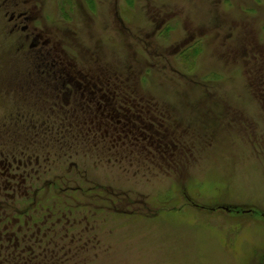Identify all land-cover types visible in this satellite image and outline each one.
<instances>
[{
  "label": "rangeland",
  "instance_id": "obj_1",
  "mask_svg": "<svg viewBox=\"0 0 264 264\" xmlns=\"http://www.w3.org/2000/svg\"><path fill=\"white\" fill-rule=\"evenodd\" d=\"M33 31L151 103L173 151L104 144L81 131L82 115L59 120ZM9 141L47 145L48 180L82 190L39 195L92 217L81 264H264V0H0V146Z\"/></svg>",
  "mask_w": 264,
  "mask_h": 264
},
{
  "label": "flooded vegetation",
  "instance_id": "obj_2",
  "mask_svg": "<svg viewBox=\"0 0 264 264\" xmlns=\"http://www.w3.org/2000/svg\"><path fill=\"white\" fill-rule=\"evenodd\" d=\"M22 19H25L23 21L27 20L24 14L11 17V20L16 21L17 28L20 23H24L19 21ZM23 30L26 29L23 28ZM33 35L34 43L30 44V50L41 57L42 62L44 59L46 61V64L35 69L44 79L42 83L44 92L51 95L48 97H51V101H53L51 105L53 114L59 113L62 116L59 120L80 119L79 116L82 115L83 119L91 122L86 125L92 126V119L96 118V112L101 111L107 114V117L115 116L119 122H122L121 125H124V120L129 121L132 127L125 130L127 138L124 139L130 147L157 154L162 151L164 154L173 151L169 144H165L167 139L160 136V132L153 128L161 122L154 120V115L158 112L151 110L149 107L151 103L146 104L142 97L137 98V96L128 93L122 94V91L121 93L118 90L115 91L111 79L92 75L91 71L72 63L63 48L57 50L56 47L50 46V41L40 34L37 36L36 31H33ZM49 101L50 99L46 97L43 103L48 104ZM113 105H116L115 110ZM63 110L65 112H62ZM56 116L58 119L59 116ZM22 123L24 126L30 124L28 121ZM64 129H60L59 135H64ZM66 129L70 130L71 128ZM44 131L46 130L41 128H27V134L34 132L36 135H42ZM81 131L88 132V135L94 133L92 128L86 127ZM134 134H136L135 138L129 137ZM36 148L38 150H35ZM43 149L46 151L47 145L44 147L43 144L34 146L16 142L12 144L11 141L0 146V264H15L16 256H13L15 251H22L24 254L31 253V250H34L33 241L36 238L41 242L44 238L46 243H42L44 246L41 247L50 252L52 244L48 243L47 238L51 234H53V238L67 240L68 243L71 241L70 243L73 245L77 243L78 246L88 250L86 251L87 255L92 250V227H90L92 217L83 216L80 218V215L72 217L69 213L43 204L39 197L41 192L50 188H54L62 195L82 191L67 185L74 181L70 178L62 177L63 181L61 182L66 185L61 189L56 186V182L48 180V175L51 174L53 167L49 166L46 156L43 157ZM34 185L37 186L36 189H34ZM83 226H86V229L79 230ZM69 245L61 242L56 247L61 246L63 249H68ZM55 254H58V251ZM66 260L62 256L58 262L65 264Z\"/></svg>",
  "mask_w": 264,
  "mask_h": 264
},
{
  "label": "trees",
  "instance_id": "obj_3",
  "mask_svg": "<svg viewBox=\"0 0 264 264\" xmlns=\"http://www.w3.org/2000/svg\"><path fill=\"white\" fill-rule=\"evenodd\" d=\"M113 109H116V105H113ZM116 112V111H113ZM95 117V116H94ZM94 121V122H93ZM87 123H89L86 120ZM122 122H119L118 119L115 116L107 117V114L101 111L96 112V118L92 119V126L88 125V128H93L96 131V136L98 139L101 141H104V144L107 142L109 144H120L121 141L124 142V144H128L126 142L125 137L127 138V134L125 133V130L127 128H131L132 126L129 124V121L124 120L123 124L121 125ZM119 124V125H117ZM124 131V132H123ZM108 132V134H107ZM129 133V132H127ZM129 137H136V134L131 135ZM123 144V145H124ZM134 144H137V142H134ZM55 227V226H54ZM48 243L52 244L50 246V252L45 251L43 247L46 241H44V238L39 240L38 238L34 239V250H31V253L29 254H24L22 251H18L13 254L15 257L16 263L15 264H61L58 262L60 259L63 258L66 260L65 264H79L82 262V259L86 257L87 253L83 247H80L77 245H73L72 243H68V241H63L60 240L59 238H53V234H51L48 238ZM61 242H65V244H70V249L69 246L68 249H63V247H56V245H60ZM75 242V241H73ZM57 248V250H56ZM55 251V252H53ZM56 251H58V254H55ZM82 257V258H81ZM30 260V261H28Z\"/></svg>",
  "mask_w": 264,
  "mask_h": 264
}]
</instances>
